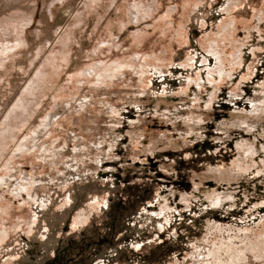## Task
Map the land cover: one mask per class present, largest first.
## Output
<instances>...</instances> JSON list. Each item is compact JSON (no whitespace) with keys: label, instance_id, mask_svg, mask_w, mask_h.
I'll return each instance as SVG.
<instances>
[{"label":"rangeland","instance_id":"obj_1","mask_svg":"<svg viewBox=\"0 0 264 264\" xmlns=\"http://www.w3.org/2000/svg\"><path fill=\"white\" fill-rule=\"evenodd\" d=\"M0 264H264V0H0Z\"/></svg>","mask_w":264,"mask_h":264}]
</instances>
